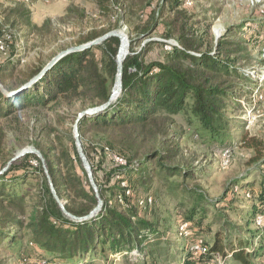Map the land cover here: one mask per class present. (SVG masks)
Returning <instances> with one entry per match:
<instances>
[{
    "label": "trees",
    "instance_id": "1",
    "mask_svg": "<svg viewBox=\"0 0 264 264\" xmlns=\"http://www.w3.org/2000/svg\"><path fill=\"white\" fill-rule=\"evenodd\" d=\"M185 4L186 0H164V4L147 0L139 7L129 0H103L93 13L68 8L61 23L92 16H106L110 21L108 28L91 29L81 35L78 46L116 31L123 22L132 28L128 34L130 51L123 61L121 95L108 108L78 123L103 208L89 220H72L55 200L42 160L28 153L0 174V249L21 247L28 242L32 264H96L100 258L108 260L110 255L132 258L133 264H253V259L264 262L262 230L243 228L244 237L235 234L232 239L235 230L227 214L238 199L227 195L222 201L210 203L197 187L188 186L187 180L197 182L198 173L180 164V147L175 138L168 136L174 117L187 113L199 124L203 144L214 153L231 151L233 145L225 141L228 125L224 112L236 94L244 93L242 85L235 87L228 78L251 79L236 67L238 57H230L235 53L230 48L240 45L230 39L234 37L232 30L217 42L214 54L200 53L198 43L186 38V25L178 23L183 9L167 23L165 18ZM118 5L124 15H116ZM17 11L22 19L28 15L13 9L14 13ZM17 24L21 22H13V26ZM24 24L30 30L24 35L26 38L43 31L54 34L56 27L50 19L42 26L34 25L30 18ZM258 24V28L243 27L246 29L235 34L246 36L255 45L264 42V24ZM4 34L0 28V39ZM172 39L177 45L170 43ZM120 45L118 37H110L89 49L72 52L34 84L22 89L50 60L40 59L25 69L21 59L16 58L15 41L9 43L4 52L0 51V80L8 90H21L9 96L0 90V119H7L18 110L62 107L74 112L77 121L82 111L104 105L117 80ZM252 85L253 81L249 86ZM256 87L262 89L259 84ZM49 137V143H36L35 148L44 158L56 193L68 213L88 216L98 200L74 138ZM5 139L6 133L0 127V172L13 158L6 152ZM244 141L248 149L262 145L255 138ZM258 160L260 157L254 162ZM235 184L238 186L239 181ZM246 191L256 197L246 218L264 215V176L259 191L255 184ZM175 192H181L184 198L174 221L166 220V231L173 229L184 243L182 249L172 253L170 243L160 237L158 226L151 219L156 216L160 196ZM190 203H194L191 209L183 212L182 208ZM213 207L211 224L206 225ZM212 223L223 225L207 239L206 235L213 231ZM198 243L207 249L206 253L192 250Z\"/></svg>",
    "mask_w": 264,
    "mask_h": 264
},
{
    "label": "rangeland",
    "instance_id": "2",
    "mask_svg": "<svg viewBox=\"0 0 264 264\" xmlns=\"http://www.w3.org/2000/svg\"><path fill=\"white\" fill-rule=\"evenodd\" d=\"M101 1L103 0H32L29 4H17L14 0H0V28L2 32L14 34L16 58L21 59L23 68L26 65L31 67L40 59L51 61L58 53L78 46L79 37L91 29L108 28L110 21L106 16H92L85 20L72 18L66 23L59 21L67 15L70 7L93 13L92 11L98 8V3ZM129 1L143 7L141 4L147 0ZM159 1L164 4V0ZM13 9H20L22 14L28 15L22 19L18 11L14 13ZM115 9H118L115 11L116 15L117 13L124 15V9L120 5ZM182 9L183 15L179 16L178 23L186 25L185 36L198 43L200 53L214 54L217 42L230 35L229 31L232 30L234 37L230 39L240 45L230 48V51H235L230 57L231 59L238 57L239 63L236 67L239 72L246 78H251L248 81L243 78H228L229 83L235 87L242 85L240 88L244 93L236 94L229 102L227 112H224L228 125L225 141L233 145L231 151H225L222 154L214 153L206 144H203L201 128L199 124L193 122L191 114L181 113L175 116V124L168 134L175 138L176 144L180 147L178 160L180 164L198 173L197 182L187 180L188 186L197 187L210 203L222 201L227 195H233L238 199L227 215L228 221L234 225L232 239L235 238V234L244 237V229L258 230L256 217L246 218V211L251 208L249 205L256 201L255 195H248L249 191L246 190L251 184H255L259 191L264 176V42L255 45L246 36L235 34V32H241L246 29L243 27L254 25L258 28L260 27L258 23L261 22L264 24V0H186L183 8L165 18L168 19L167 23H171ZM27 18H30L37 26H42L48 19L52 20L56 26L54 34L43 31L26 38L24 35L30 32L24 24ZM15 21L21 24L13 26ZM135 21L137 22V19ZM118 29L128 36L132 28L123 22ZM175 41L176 39H172L170 43ZM166 49L169 50V46H166ZM155 56L159 57V52H156ZM252 81L253 85L249 86ZM256 84H259L262 89L258 90ZM75 125L74 112L62 107L18 110L13 116L0 119V127L6 133V152L13 157L26 149L35 148L36 143L46 145L50 142V135L52 139L55 136L67 138L71 135L74 138ZM245 138H255L262 145L259 149H248L244 146ZM257 157H260V160L254 162ZM34 164L37 163L34 162ZM238 181L237 186L235 183ZM146 195L142 194L144 197ZM183 198L181 192H175L172 196L162 194L157 202L156 216L151 219L156 222L160 237L170 243L168 248L172 250V253L182 249L184 241L177 238L173 229L166 231V220L174 221L177 207ZM193 205L194 203L185 205L182 208L183 212L189 211ZM214 211L213 207L208 214L206 225L211 224ZM222 225L223 223L214 225L212 223L213 231L206 235L207 239L212 237ZM31 255L32 250L28 242H25L21 247L0 249V262L2 264H32ZM132 260L134 259H121L110 255L108 260L100 258L96 264H133ZM252 261L253 264L263 263L260 259Z\"/></svg>",
    "mask_w": 264,
    "mask_h": 264
},
{
    "label": "water",
    "instance_id": "3",
    "mask_svg": "<svg viewBox=\"0 0 264 264\" xmlns=\"http://www.w3.org/2000/svg\"><path fill=\"white\" fill-rule=\"evenodd\" d=\"M110 37H118L120 39V41H121V45H120V48H119V51H118V55H117V59H116L117 65H118V75H117V80H116L115 86H114L113 91H112L111 98L104 105H101V106L95 107V108H89V109H86V110L82 111L81 113H79L78 119L76 121V125L74 126V135H75L74 140H75V145H76V148H77L79 157H80V159L82 161L83 167H84V169L86 170V172L88 174V178H89V181L91 183V186H92L94 192L96 193V198L98 200V205L91 211V213L88 216H85V217H76V216H73L72 214L68 213L66 211V208H65V202L62 201L58 197V195L56 193V190L54 188L52 179H51L50 175L48 174V169H47V166L45 164L44 158H43L42 154L36 148L26 149L23 152L15 155L11 159V161L8 163L7 167L2 172H0V174H2L3 172H5L10 167V165H12L16 161L22 159L28 153H33V154L38 155V157L43 162V166H44L45 171L47 173V177H48L50 189L52 191V194H53L55 200L59 204V206L62 209V211L68 217H70L72 220H75V221H78V222L85 221V220H89V219L97 216L99 214V212L101 211V209L103 208V201H102V199L100 197L99 189L97 187V184H96L95 179H94V176H93V170L91 168V165H90V163H89V161L87 159V156H86V154L84 152V149L82 147V141H81L80 134H79V130H78V123H79V121L82 118H85V117H88L90 115L99 113V112L103 111L104 109L108 108L121 95L122 88H123V83H122L123 61L128 56L129 51H130V41H129V38H128V36L123 31L116 30V31L109 32L106 35H104L103 37H101V38H99V39H97L95 41H92L90 43H87V44H84V45H80V46H76V47H72V48H69V49H67L65 51H62V52L58 53L51 61H49L48 64L43 68V70L37 76H35L34 78H32L30 81H28L27 83H25L21 87L23 89V88H27V87L31 86L32 84H34L49 69H51L60 59H62L66 55H68V54H70L72 52L82 51V50L89 49V48H91V47H93L95 45H99V44L103 43L106 39H108ZM172 44L177 45L176 42H172ZM125 48H127V52L125 54V57L122 59V52L124 51ZM0 90L2 91V93L4 95L9 96V95H12V94L18 92L21 89H19V90H8L3 85L2 81L0 80Z\"/></svg>",
    "mask_w": 264,
    "mask_h": 264
},
{
    "label": "built area",
    "instance_id": "4",
    "mask_svg": "<svg viewBox=\"0 0 264 264\" xmlns=\"http://www.w3.org/2000/svg\"><path fill=\"white\" fill-rule=\"evenodd\" d=\"M19 1L21 3H24V4H29L32 2V0H19ZM189 4H191V3H189ZM4 33H5L4 37L2 39H0V51H3V52L6 50L9 43H14V41H15L14 34H12L11 32H6V31ZM116 160L118 162L123 163V161L117 157H116ZM149 202L151 203V200H149ZM256 226L258 228H260L262 230V232L264 233V215H260L256 218ZM184 228H186V226H184ZM192 250H194V251L197 250V251H200L202 253L207 252V249H205L203 247L202 243H198V244L194 245L192 247ZM38 264H48V263L47 262H40ZM262 264H264V262Z\"/></svg>",
    "mask_w": 264,
    "mask_h": 264
},
{
    "label": "bare ground",
    "instance_id": "5",
    "mask_svg": "<svg viewBox=\"0 0 264 264\" xmlns=\"http://www.w3.org/2000/svg\"><path fill=\"white\" fill-rule=\"evenodd\" d=\"M126 52H127V48H125L124 51L122 52V59L125 57Z\"/></svg>",
    "mask_w": 264,
    "mask_h": 264
}]
</instances>
